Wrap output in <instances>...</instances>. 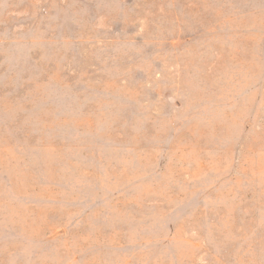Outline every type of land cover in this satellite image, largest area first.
I'll use <instances>...</instances> for the list:
<instances>
[{"label":"rangeland","instance_id":"rangeland-1","mask_svg":"<svg viewBox=\"0 0 264 264\" xmlns=\"http://www.w3.org/2000/svg\"><path fill=\"white\" fill-rule=\"evenodd\" d=\"M0 264H264V0H0Z\"/></svg>","mask_w":264,"mask_h":264}]
</instances>
